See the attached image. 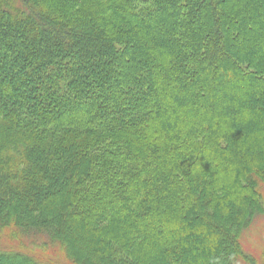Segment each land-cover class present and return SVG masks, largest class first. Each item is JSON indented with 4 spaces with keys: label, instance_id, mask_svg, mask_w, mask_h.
Here are the masks:
<instances>
[{
    "label": "trees",
    "instance_id": "obj_1",
    "mask_svg": "<svg viewBox=\"0 0 264 264\" xmlns=\"http://www.w3.org/2000/svg\"><path fill=\"white\" fill-rule=\"evenodd\" d=\"M263 182L264 0H0V229L76 264H255Z\"/></svg>",
    "mask_w": 264,
    "mask_h": 264
},
{
    "label": "rangeland",
    "instance_id": "obj_2",
    "mask_svg": "<svg viewBox=\"0 0 264 264\" xmlns=\"http://www.w3.org/2000/svg\"><path fill=\"white\" fill-rule=\"evenodd\" d=\"M260 191L262 205L264 206V182L260 184ZM10 234L11 236H9ZM11 237L13 240H11ZM0 238L2 241L6 240V243L9 240L11 244L20 247L22 250H30L47 262L54 264H76L70 259H64L60 250L57 249L59 242L50 237L45 230L17 231L3 228L0 229ZM242 240L245 250L254 257L255 264H264V257L262 256L264 253V214L256 218L255 222L243 234ZM6 243L4 247L8 245Z\"/></svg>",
    "mask_w": 264,
    "mask_h": 264
}]
</instances>
